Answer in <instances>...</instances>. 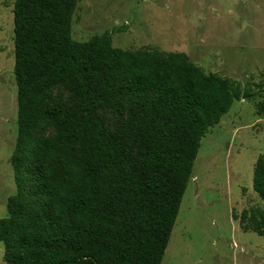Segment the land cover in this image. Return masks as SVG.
Here are the masks:
<instances>
[{"label":"trees","instance_id":"obj_1","mask_svg":"<svg viewBox=\"0 0 264 264\" xmlns=\"http://www.w3.org/2000/svg\"><path fill=\"white\" fill-rule=\"evenodd\" d=\"M79 0H16L17 187L0 218L6 264H162L208 129L239 81L185 52L127 51L112 33L72 36ZM64 86L71 104L54 101ZM102 109L125 114L114 128ZM52 130L53 133H49ZM253 188L264 201V156ZM264 234V209L252 210Z\"/></svg>","mask_w":264,"mask_h":264},{"label":"rangeland","instance_id":"obj_2","mask_svg":"<svg viewBox=\"0 0 264 264\" xmlns=\"http://www.w3.org/2000/svg\"><path fill=\"white\" fill-rule=\"evenodd\" d=\"M15 1L0 0V218L17 191L11 165L18 134ZM106 31L115 47L185 52L206 74L251 91L202 138L162 264H264V234L250 219L253 209H264L253 188L255 164L264 156V0H79L73 38L85 42ZM51 97L75 100L64 86ZM101 114L111 128L125 118L109 109ZM4 251L0 242V264H6Z\"/></svg>","mask_w":264,"mask_h":264}]
</instances>
